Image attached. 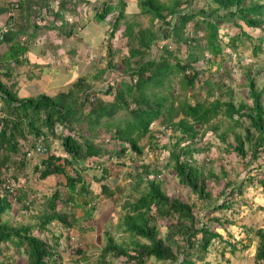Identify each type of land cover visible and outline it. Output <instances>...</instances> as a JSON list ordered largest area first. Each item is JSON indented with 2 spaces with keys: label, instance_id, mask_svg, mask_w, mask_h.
<instances>
[{
  "label": "trees",
  "instance_id": "obj_1",
  "mask_svg": "<svg viewBox=\"0 0 264 264\" xmlns=\"http://www.w3.org/2000/svg\"><path fill=\"white\" fill-rule=\"evenodd\" d=\"M201 1L204 4L210 2L208 4L216 7H201ZM96 3L89 0L8 2L7 14L14 15L8 19V24L1 33L0 45L3 44V33L6 30L12 29L20 34L8 43L9 52L0 55V77L4 76L7 81L12 77L11 62L19 63L20 57L28 51L20 37L31 30L30 23L21 20L29 22L34 16V21L39 20L43 28H48L47 20L50 15L56 14L55 19H62L63 26L60 27L63 31L68 36H75L84 28L81 16L85 15V11L83 12L82 7H87L86 13H93L92 20L105 23L110 32L106 45L101 47L105 52L104 56L98 58L106 66L99 67L90 82L82 77L69 90L56 96L42 94L21 99L16 93V83L8 85L0 79V264H10L1 259L11 248L8 244L14 246L19 253L22 250L26 253L25 264H62L56 238L53 237L55 244L51 245L37 237L34 230L38 229L40 234L51 232L52 224L59 222L65 229L78 227L81 231L79 222L91 219L100 196H114L107 185L101 186L96 193L93 192L84 172L97 167L111 175L105 160L112 166L126 167V163L122 162L125 156H130L131 163L136 166L134 171L130 170L127 174L134 181L133 189L140 196L127 200L124 205L126 213L116 228L122 234L130 236L131 241L127 244L118 243L107 232L100 264H113L109 257H123L126 259L124 264H147L149 258L167 264H210L205 260L215 239H219L226 246L225 249L235 254L236 242L224 241L223 236L217 232V229L227 230L222 218L210 217L212 211H209L208 219L199 217L194 214L192 205L179 199H171L163 182L157 179L160 170L149 165L137 167L136 160L145 153L140 142L146 136L150 138V147L159 149V138L163 135H153L155 126H163L158 129V133L162 130L165 134L167 130L171 132L178 129L180 134L173 135L176 142L171 147L163 146L169 152L167 168L173 170L181 185L191 189L199 198L210 201L211 194L207 191V184L214 180L220 182V178H227V173L222 170L217 175L211 159L208 163L199 165L195 155L202 152L203 148L200 149L195 141L199 135L198 128L207 127L205 134L218 130L217 126L212 125V120L218 114L231 122L221 135V140L227 143L226 152L234 151L245 167L248 166V158L251 163L263 158L264 90L256 88V77L251 75L250 70L245 75L247 94L252 103L245 100L236 103L226 99L224 102H212L207 107L206 103L198 101L192 104L187 92L204 75L194 69L193 64L200 57H195L193 51L202 49L199 41L190 37L198 35L202 30L204 32L203 26H206L209 33L205 40L212 66L213 58L219 55L224 58L226 55L220 44L224 39L220 35V25L223 22L220 12H225L224 18L231 30H238L230 36V40L232 49H239L237 43L240 41L244 47L247 46L252 38L249 33L251 30L264 32V0H137L141 13L150 17L149 26L138 30L136 28L141 25L126 20V3L123 0L120 7L107 3L103 8L95 9ZM92 4L95 6L91 7ZM53 10L56 12L53 13ZM189 24L193 27L188 35H184ZM245 28L250 31L246 32ZM120 32L122 43L114 44L116 35ZM172 38L171 44L174 45L172 47L176 55L171 47L165 46L160 56L158 50L161 44ZM261 41L263 42L262 39L259 40ZM182 42L188 46L185 61L177 57L183 47ZM260 46L261 44L252 45L255 53L260 50ZM119 54L122 55V60L117 61ZM240 54L243 57V53ZM177 74L182 76L183 82L180 87L183 95L178 96L172 87ZM94 81H101L102 89L91 83ZM207 84L211 85L209 81ZM225 87L228 88V84ZM242 119L248 121L244 135L235 130L243 126ZM124 124L127 126L122 129ZM101 131H105L107 136L110 134L108 141L100 140L98 134ZM229 132L234 136L236 145L227 142ZM210 144L205 147H211ZM53 145H58L66 155H58L52 148ZM38 146L42 149L39 150ZM44 156L47 157L43 158ZM30 162L40 180L62 175L64 182L56 183L51 196L47 197L45 209L36 215V225H12L4 216L14 209V205L22 204L21 210L28 208L25 200L28 198L29 187L18 185L21 176L29 181ZM68 168H71L72 173ZM96 180L101 179L96 177ZM234 186V182L226 183L227 191L222 193L224 199L214 207L215 210L232 208L234 191H241L240 186ZM221 199L222 197L218 200ZM68 204H83V214L77 217L64 211ZM58 207H62L63 211ZM158 218L176 219L174 224L167 222L164 237L155 222ZM213 226L215 229H212ZM255 235L258 237L255 260L256 264H260L264 261V227L256 229ZM85 261L87 255L82 253L81 259L76 260V263L83 264Z\"/></svg>",
  "mask_w": 264,
  "mask_h": 264
},
{
  "label": "rangeland",
  "instance_id": "obj_2",
  "mask_svg": "<svg viewBox=\"0 0 264 264\" xmlns=\"http://www.w3.org/2000/svg\"><path fill=\"white\" fill-rule=\"evenodd\" d=\"M95 1H97V6H95L94 4L91 5V7H93L94 5L95 9H101L105 5H107V3H110L111 5L117 7H120L121 5V0ZM123 1L126 3L124 8L126 20L128 22H135L141 25L137 27L136 30H138L140 27H148L150 24V17L145 16L141 13V8L139 5H137V0ZM201 3V7L204 8H208L209 5L211 6V9L216 7L215 5L208 4L210 2L204 4V2L201 1ZM90 14L93 13L91 12ZM224 15L225 12L221 11L220 17L223 22L220 25V35H222L224 39L220 41V44L223 47L224 53H226V55L228 56L225 55L224 58H222V56L219 55L217 58H213L212 62L214 64L211 66V59L208 60V58L211 57L209 54L208 45L207 51H205L204 53L201 50L193 51V55L195 57H200V59L193 64L194 69H196V71H198L199 73H204V75L200 76V79L192 90H189L188 92L187 90H185L187 92V96L191 98L192 104L198 101L201 103H206V106L210 107L212 102L218 100L224 102L226 99L230 101L234 100V102L236 103L241 100L252 103L247 94L248 88L246 86L247 79L245 75L247 70H250L251 75L253 77H256V88L264 90V50L263 53H255L252 48V45H258L259 40L262 39L264 41V32L257 30H251V32H249L250 29L245 28L247 30L246 32H249L252 38L249 40L246 47H244L240 41L237 43V46H239L240 48L232 49L233 46H231L232 43L230 40V36L237 33L238 30H231V26L224 18ZM224 23H226L228 29L225 28L226 26L224 25ZM62 24L63 23H59V27L63 26ZM192 27L193 26L189 24L184 35H188L189 30H191ZM203 28L204 32L202 30L198 35H193L190 37V39L199 41L200 45H204L205 36L209 33L205 25L203 26ZM166 29L167 26L165 27V30ZM170 33L173 32L171 31ZM95 34L101 35L100 39L98 40V42H100L103 35L101 33H98V31H95ZM120 34L121 32L116 35L117 38L114 40V44L122 43ZM171 42L173 43V38L168 42H165V44H161L158 50L160 56L163 54V50H165L166 48L165 46L171 47L174 51V54L176 55L175 49L172 47L174 45H172ZM181 44L183 47L180 50L181 52L179 53V56L177 57L181 61H185L188 54V46L183 45V42ZM98 45L99 44H96L97 47ZM67 47L69 48L70 46L68 45ZM262 48H264V44ZM102 53L105 52L102 51ZM240 53H243V57ZM117 56V61H119V59L122 60L121 54ZM205 56L207 57V59L205 58ZM95 61H98V56H96ZM91 65H89L88 68V70L90 71L89 78H91L93 73H95L94 71L96 69L98 70L99 67L103 68V63L100 62L99 64L92 63ZM35 73L39 74V72ZM22 75V78L26 80L27 77V82L30 83L32 73L27 74L26 77L24 73ZM118 80H120V78ZM181 81L182 76L178 74L175 75L172 87L176 90L177 96L179 94L183 95L182 91L180 90L181 84L183 83ZM208 81L211 85L207 84ZM91 83L98 89H102L103 87V83L101 81H94ZM225 84H228L229 87H225ZM37 87L38 86L31 88L32 91H38ZM44 90L45 89H42L41 91ZM46 92L49 95H53L51 93H56L57 90L51 91L50 89H46ZM16 93L17 95L20 93L19 89L16 90ZM178 98L181 99L184 97ZM182 117L183 116H180V118ZM241 124L245 126H239V128L235 130L244 135V128L248 126L247 119H242ZM212 125L218 127V130L216 132L210 131L205 134L207 127L198 128L197 132L199 133V135L195 141L196 145L200 149L203 148L202 152L195 155L198 164L201 165L202 163H208V161L211 159L213 160V167L217 175H220V172L222 170L227 173V178H220V182H216L214 180L210 181L207 184V191L211 194L210 201L199 198L197 194L191 191V189L181 185L173 170L167 168V158L169 152L168 150H165L163 146L171 147V145L176 142V139L173 138V135L180 134L178 129H176L175 131L171 130V132L168 130V134L163 133V137L158 133V129L163 126H155L153 135L163 137V139L158 143L159 149H152L149 143V136L144 137L141 140L140 145L144 146L145 153L140 159L138 158L136 160V162L138 161L137 167L141 168L143 165H149L154 169H159L160 174L157 176V179L163 182L164 189L167 192V195L171 199H179L182 202L192 205L195 215L202 218L206 217V219H208L207 215L209 211H212L210 217H219L225 221L224 224L225 227H227V230L224 231L222 229H217V232L223 236L224 241L236 242L235 254L230 253L229 249H225L226 246L223 245L219 239H215L211 251L207 255L205 262H209L210 264H256L257 262L255 260V255L258 246V237L255 235V230L264 227V156L258 162L254 163H251V159L248 158V166L245 167L243 162L236 156V153L234 151L226 152L227 143L221 140L223 130L227 129V127L231 125V122H229L223 115L218 114L217 118L212 120ZM124 126L126 128L127 125L124 124L122 126V129ZM65 133H67V131ZM98 136L100 140L104 139L105 141H108V136L105 131L99 132ZM227 142L236 145L234 136L230 132L228 133ZM208 143H211V147H205ZM112 145H114V143H112ZM112 145L111 147H113ZM52 148L54 149V151H57L58 155H66L58 145H53ZM46 157L47 156H44L43 158ZM105 161L110 167L109 169L111 175L105 174L101 169L97 167L89 170L88 172H84V174H86L89 188L93 192L96 193V190H100L101 186L107 185L114 192V196L110 198L106 197L104 194L100 196V199L96 202V210L94 211L91 219L82 220L79 222V227H81L82 229L81 231L78 229V227L70 230L65 229L59 222H54L52 224V226L50 227L51 232L40 234L37 231L38 229L34 230V233L37 237H41L44 241L48 242L51 245L55 244L53 237L56 238V241L59 243L57 248L61 255L62 264H77L76 260L81 259L82 253H85L87 255V261H85L83 264H100V256L106 244L107 232L110 233L118 243L127 244L131 241L130 236L117 231L116 227L118 222L126 213L124 205L127 200L129 201V199H134L140 196V193L136 192L133 189L134 181L131 180L129 174H127L130 170L134 171L133 169L136 168V166L131 163L130 156H125L122 161L126 163V167L112 166L109 161ZM114 164L115 162H113V165ZM28 169H30V172L28 174L29 181H26V177L21 176L20 184L18 185H27L29 187V190L27 192L28 198L25 200V204L28 205V208L21 210L20 208L22 204L16 203L14 205V209H12L8 214L4 216V219L9 220L12 225H19V223H21L22 225H36V215L45 209L47 197L51 196L56 183L64 182V178L62 175L51 177L44 181L40 180L38 178V174L34 173L31 162ZM68 171L72 173L71 168H68ZM96 177L97 179L101 180H96ZM228 181L234 182V187L240 186L241 191L240 189L234 191L233 197L231 199L233 201L232 208L227 210H215L214 207L216 205L218 206L224 199L222 193L224 191H227L225 185ZM144 186H146V184ZM221 197L222 199L218 200ZM13 203H15L14 200ZM84 208L85 206L83 204H68L66 205V207H64V211L73 213V215L79 217L83 214ZM60 210L63 211L62 207ZM206 219L204 221H207ZM226 219L228 221H226ZM155 222L161 232V236L164 237L166 233L167 222L174 224L176 223V219L169 218L164 220L158 218L157 220H155ZM212 229H215L214 226ZM8 245H10L11 248L9 251L5 252L4 256L1 259L9 261L10 264H25L27 260L26 253L23 250L21 253H19L14 246H12L11 244ZM108 259H110L113 264H124L126 262V259L123 257H109ZM147 264L167 263L158 261L155 258H149ZM260 264H264V261Z\"/></svg>",
  "mask_w": 264,
  "mask_h": 264
},
{
  "label": "crops",
  "instance_id": "obj_3",
  "mask_svg": "<svg viewBox=\"0 0 264 264\" xmlns=\"http://www.w3.org/2000/svg\"><path fill=\"white\" fill-rule=\"evenodd\" d=\"M9 1L11 2L12 0H0L1 30L8 24L7 13ZM89 1L92 3L97 2L95 0ZM56 4H54V6H56ZM82 8L83 12L85 11L84 14L87 16H81L84 21V26L82 25L84 28L82 30L80 29L81 31L79 30L78 35L75 36H68L63 29L59 27V23L63 22L61 21L62 19H55L56 14L50 15L47 20L46 23L49 26L48 28H43L41 26V21H34V16L29 22L21 20L22 22L30 23L29 28H31V30L25 34H21L20 37L21 42L28 47V51L20 57L19 63L11 62L10 69L12 77L9 81H7L4 76L0 77V79L8 83V85L10 83H16V89L20 91L18 94L19 98H31L42 94L53 97L61 92L69 90L79 78H87L90 82L93 76H95L98 70L96 69L94 71L95 73L89 78L90 71L88 68L92 63L99 64V59L95 61L96 56H98V58L104 56L101 47L102 45H106L110 28L108 25H105V23L100 24L93 21L91 17L92 14L86 13L87 7ZM35 11L37 13V9H35ZM55 12L56 11L53 10V13ZM81 15H83V13H81ZM35 25H39V27ZM33 30L36 31L34 32ZM95 31L103 35L100 42H98V40L101 35H96ZM19 34V32L12 29H8L3 33V44L0 45V55L9 52L10 44L8 43L14 41ZM96 44H99L98 47ZM68 45L70 46L69 48L67 47ZM105 66L106 63L103 64V68ZM35 72H39V74ZM23 73L25 77L27 74L32 73L30 83L27 82V77L26 80L22 78ZM35 86H38V91H32L31 88ZM42 89L45 90L41 91ZM46 89H50L51 91L57 90V92L51 93L53 95H49Z\"/></svg>",
  "mask_w": 264,
  "mask_h": 264
},
{
  "label": "clouds",
  "instance_id": "obj_4",
  "mask_svg": "<svg viewBox=\"0 0 264 264\" xmlns=\"http://www.w3.org/2000/svg\"><path fill=\"white\" fill-rule=\"evenodd\" d=\"M260 44H261V46L259 47L260 50H257V52L263 53L264 48H262V47H263L264 41H263V42H262V41L259 42L257 46H259ZM195 46H196V45H195ZM200 47H201L203 53H204L205 51H207V40H205V41H204V45H200ZM209 54H210V53H209ZM209 54H208V55H209ZM206 56H207V55H206ZM206 56H205V58L207 59ZM209 59H210V58H208V60H209ZM163 132H165V131H163ZM163 132H162V130H160L159 134L163 135V137H164ZM166 132H167V134H168V130H167ZM156 137H158V136H156ZM163 137H160L159 140H162Z\"/></svg>",
  "mask_w": 264,
  "mask_h": 264
},
{
  "label": "built area",
  "instance_id": "obj_5",
  "mask_svg": "<svg viewBox=\"0 0 264 264\" xmlns=\"http://www.w3.org/2000/svg\"><path fill=\"white\" fill-rule=\"evenodd\" d=\"M13 15H14L13 13H9V14H8V19L10 20V19L13 17ZM1 33H2V31L0 32V40L2 39V37H1ZM38 147H40L39 150L42 149L41 146H38Z\"/></svg>",
  "mask_w": 264,
  "mask_h": 264
},
{
  "label": "bare ground",
  "instance_id": "obj_6",
  "mask_svg": "<svg viewBox=\"0 0 264 264\" xmlns=\"http://www.w3.org/2000/svg\"><path fill=\"white\" fill-rule=\"evenodd\" d=\"M1 31H3V29H2ZM128 173H129V172H128Z\"/></svg>",
  "mask_w": 264,
  "mask_h": 264
}]
</instances>
